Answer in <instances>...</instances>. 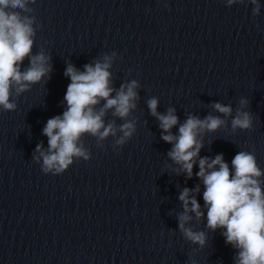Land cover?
Masks as SVG:
<instances>
[{"label": "clouds", "instance_id": "9594fccd", "mask_svg": "<svg viewBox=\"0 0 264 264\" xmlns=\"http://www.w3.org/2000/svg\"><path fill=\"white\" fill-rule=\"evenodd\" d=\"M36 0H0V109L15 111L16 100L24 92L31 90L47 76L52 66L51 57L44 51L32 53L36 29V18L30 7ZM253 5L252 15L259 16V0H247ZM228 7L245 4V0H225ZM117 53L104 54L102 59L84 65L79 71L68 64L64 75L70 79L64 96L66 109L61 115L49 118L42 130L47 137V148L43 142L35 147L32 159L39 163L45 174H63L76 160L89 161L90 151L85 148L83 137L96 138L97 147H103V141L113 137L112 148L119 151L136 133V121L129 120L130 114L137 108L140 99L139 82L132 79L113 87L112 68ZM28 66L23 68L25 59ZM115 93V95H113ZM103 102V103H102ZM158 99L152 97L147 105L152 116L159 121L162 130L161 139L172 145L167 155L178 175L183 172L187 179L193 177V168L198 163L195 176L202 181L203 201L206 209V227L215 232L223 229L225 243L236 251L234 264H264V170L257 163L254 152L239 151L231 161V168L225 162L223 154L214 159L200 157L204 146L203 136L215 133L225 126L226 119L208 115L204 119L189 114L181 124L174 108H168L166 114L157 112ZM248 101L240 100V108L231 120V129L252 130L254 117L244 111ZM99 106V107H98ZM211 107L223 117L232 115L231 105L214 103ZM111 111L113 117L124 122L117 125L115 120L105 123V117ZM178 127V132L172 129ZM119 133V135H118ZM201 186L184 188L179 200L183 211L178 215V228L184 239L206 246L207 236L203 231H194L186 226L194 214L197 221L205 216L196 195ZM191 264H196L195 260Z\"/></svg>", "mask_w": 264, "mask_h": 264}]
</instances>
